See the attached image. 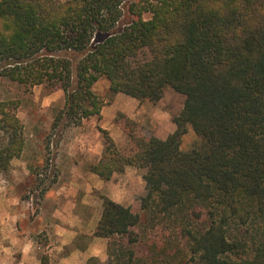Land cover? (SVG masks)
Listing matches in <instances>:
<instances>
[{
	"label": "trees",
	"instance_id": "trees-1",
	"mask_svg": "<svg viewBox=\"0 0 264 264\" xmlns=\"http://www.w3.org/2000/svg\"><path fill=\"white\" fill-rule=\"evenodd\" d=\"M100 79L140 103L168 88L185 103L165 140L128 120L121 149L100 130L89 171L109 182L133 167L145 189L135 206L102 198L108 260L86 264H264V0H0V81L58 86L60 118L80 126L101 117ZM16 109L0 100V174L25 148ZM148 229L167 238L143 259Z\"/></svg>",
	"mask_w": 264,
	"mask_h": 264
},
{
	"label": "rangeland",
	"instance_id": "rangeland-1",
	"mask_svg": "<svg viewBox=\"0 0 264 264\" xmlns=\"http://www.w3.org/2000/svg\"><path fill=\"white\" fill-rule=\"evenodd\" d=\"M148 17V14L144 16V18ZM93 90L104 103L102 111L105 110L106 118L102 116L101 111L100 118L94 116L84 120L80 126H74L66 116L60 118L64 112L66 97L58 86L42 85L27 88L5 80L0 81V100L17 107L15 112L23 123L26 142L20 158L13 160L11 170L6 174H0V216H3L8 209L5 193L8 191L9 194L12 190L22 201L28 202V220L33 222L43 192L52 188L58 190L63 185L70 186L71 183L76 182L53 178L48 174L54 169V161L57 157H61L66 152H74L81 159L87 156L90 160L87 159L86 164L82 162L80 167L89 171V166L99 161L104 150V137L100 130L108 131L117 146L123 149L129 142L126 133L130 131L128 120L136 123L138 131L143 136L165 140L176 130L173 118L181 112L185 103V97L170 88L165 91L164 97L158 103H140L121 94L122 100L116 105L117 94L110 91V83L107 80L100 79ZM112 105L114 106L111 107ZM115 109H117L115 117L111 118L109 111ZM132 114L134 117H131ZM196 143L195 135L189 131L182 141L181 148L183 151H188ZM83 145H88L86 150L82 148ZM143 176L142 170L127 167L124 173L115 174L105 183L111 185L116 190V195H119L125 203L135 206L136 197L141 196L145 189ZM77 182L84 183L83 180ZM77 193L73 190L71 196L75 205L74 210L77 212L84 210L86 215L89 213L94 223L97 217L100 220L103 209L102 198L107 197L103 191L93 190L92 206L81 205ZM2 221L0 219L1 223ZM166 238L167 234L161 230L148 229L142 239L143 247L139 249L138 257L149 258L151 247L163 246Z\"/></svg>",
	"mask_w": 264,
	"mask_h": 264
},
{
	"label": "crops",
	"instance_id": "crops-1",
	"mask_svg": "<svg viewBox=\"0 0 264 264\" xmlns=\"http://www.w3.org/2000/svg\"><path fill=\"white\" fill-rule=\"evenodd\" d=\"M120 96L117 94L115 105L122 100ZM115 112L117 109L109 111L111 118L115 117ZM102 116L106 118L105 110ZM87 159V156L78 158L74 152L55 159V167L48 174L76 182L58 190H46L33 222L28 220V202L22 201L12 190L5 193L8 209L0 216L3 220L0 222V264H86L92 257L102 262L108 260V241L94 236L99 217L94 223L89 213L74 210L73 190L78 192V201L83 206H92L93 190H102L108 198L126 207L131 203H125L111 185L82 169L80 164H86ZM79 180L84 183L77 182Z\"/></svg>",
	"mask_w": 264,
	"mask_h": 264
}]
</instances>
